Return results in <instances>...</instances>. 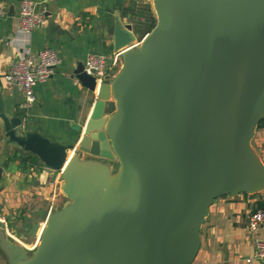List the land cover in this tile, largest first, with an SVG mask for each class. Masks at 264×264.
I'll use <instances>...</instances> for the list:
<instances>
[{"label": "water", "instance_id": "1", "mask_svg": "<svg viewBox=\"0 0 264 264\" xmlns=\"http://www.w3.org/2000/svg\"><path fill=\"white\" fill-rule=\"evenodd\" d=\"M152 4L156 22L138 47L132 24L115 22V76L96 87L83 65L73 72L96 92L75 130L80 153L0 102L4 144L36 156L52 182L60 174L68 199L23 264H192L214 200L264 186L251 147L264 119V0Z\"/></svg>", "mask_w": 264, "mask_h": 264}, {"label": "crops", "instance_id": "2", "mask_svg": "<svg viewBox=\"0 0 264 264\" xmlns=\"http://www.w3.org/2000/svg\"><path fill=\"white\" fill-rule=\"evenodd\" d=\"M20 1L0 0L5 10L0 18V102L10 115L25 113L24 127L53 141L72 144L78 154L79 135L75 130L84 125L96 92L80 87L77 79L71 78L73 72L89 53L111 56L118 52L111 35L117 20L132 24L135 40L131 47H138L148 33V11L142 12L148 6L153 15V9L148 0H34L44 11L46 22L25 34L17 29ZM142 21L145 23L140 24ZM24 47L34 53L53 48L61 58L49 79L35 86V101L28 111L22 108V93L3 77ZM120 55L112 77L123 65ZM251 147L264 171V124L256 128ZM16 149L4 144L0 121V264H23L37 249L49 217L68 201L62 192L60 174L52 182L42 164L23 171L12 159ZM78 159L104 163L111 174L117 171L116 158L107 160L83 153ZM258 200L264 202V186L256 193L215 199L201 227L200 248L192 264H264V260L245 261L253 256L255 241L264 240V227L254 233L247 230L248 215ZM11 218L16 220L13 226ZM32 224L39 225L35 235L29 233Z\"/></svg>", "mask_w": 264, "mask_h": 264}, {"label": "built area", "instance_id": "3", "mask_svg": "<svg viewBox=\"0 0 264 264\" xmlns=\"http://www.w3.org/2000/svg\"><path fill=\"white\" fill-rule=\"evenodd\" d=\"M34 0H21L17 15V29L19 32L29 34L33 29L42 27L46 22L43 10H39ZM5 15V10L0 6V18ZM120 52L111 56L106 54L89 53L83 61V71L93 77L96 87L105 79H110L119 63ZM61 58L53 48H44L37 52H31L24 47L13 60L5 74L4 80L9 86L17 88L23 96L22 108L28 111L35 101L34 88L38 83L49 79L54 70L60 65ZM22 116L25 122V113ZM264 227V209L253 210L247 218V230L250 233ZM264 260V240H256L252 257L245 259Z\"/></svg>", "mask_w": 264, "mask_h": 264}, {"label": "trees", "instance_id": "4", "mask_svg": "<svg viewBox=\"0 0 264 264\" xmlns=\"http://www.w3.org/2000/svg\"><path fill=\"white\" fill-rule=\"evenodd\" d=\"M145 11H148V16H146V20H147V26L145 27V31L146 32H150L151 29L154 27L156 19L155 16L150 14V8L147 6V8H144V11L142 12V14H145ZM264 124V119L261 120L258 124V127ZM20 149L17 148L15 150V152L12 154V159L13 160H17L20 168L23 171L28 170L29 168L35 169L37 168L41 163L39 162L38 158L36 156H34L33 154L27 152L25 155H20ZM264 209V202L261 200H258L256 203V208L255 209Z\"/></svg>", "mask_w": 264, "mask_h": 264}, {"label": "rangeland", "instance_id": "5", "mask_svg": "<svg viewBox=\"0 0 264 264\" xmlns=\"http://www.w3.org/2000/svg\"><path fill=\"white\" fill-rule=\"evenodd\" d=\"M149 4L151 5V9H153V12H154V8H153V4H152V0H148ZM147 16V14H145ZM153 15L155 16V13H153ZM147 21V20H146ZM137 23V22H136ZM145 22H141L140 24H144ZM138 25H139V22H138ZM116 70V68H115ZM119 166V165H118ZM118 169V167H117ZM116 170V169H115ZM15 219L11 218V225L13 226L15 224ZM10 225V224H9Z\"/></svg>", "mask_w": 264, "mask_h": 264}, {"label": "bare ground", "instance_id": "6", "mask_svg": "<svg viewBox=\"0 0 264 264\" xmlns=\"http://www.w3.org/2000/svg\"><path fill=\"white\" fill-rule=\"evenodd\" d=\"M70 155V154H69ZM40 231H41V229H40ZM40 231L38 232V234L40 233Z\"/></svg>", "mask_w": 264, "mask_h": 264}]
</instances>
